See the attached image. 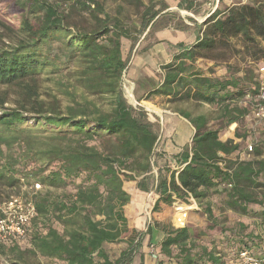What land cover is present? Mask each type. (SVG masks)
I'll return each instance as SVG.
<instances>
[{"label": "trees", "instance_id": "16d2710c", "mask_svg": "<svg viewBox=\"0 0 264 264\" xmlns=\"http://www.w3.org/2000/svg\"><path fill=\"white\" fill-rule=\"evenodd\" d=\"M106 2L0 0L1 8L25 14L16 43L0 48V189L19 194L22 186L41 187L31 194L35 215L26 236L0 244V257L10 264L38 258L133 264L146 238L147 246L155 242L153 264H241L242 251L263 256L264 126L251 153L244 147L250 135L239 130L250 112L245 95L258 91L257 74L227 65V76L217 78L196 63L239 58L264 65V0L216 8L195 24V43L176 45L159 81L143 99L135 97L137 103L164 98L193 129L188 145L161 152L159 120L129 103L122 77L146 29L189 26L172 25L162 1L120 0L113 13ZM127 6L137 25L123 16ZM47 82L67 97L66 106ZM214 122L236 124L233 139L221 141ZM154 167L163 170L156 177ZM214 196L221 198L218 208ZM142 197L149 222L138 205ZM173 197L199 209L206 226L171 223ZM227 211L253 226L228 225ZM106 244L125 249L110 261Z\"/></svg>", "mask_w": 264, "mask_h": 264}, {"label": "rangeland", "instance_id": "374dc122", "mask_svg": "<svg viewBox=\"0 0 264 264\" xmlns=\"http://www.w3.org/2000/svg\"><path fill=\"white\" fill-rule=\"evenodd\" d=\"M144 1H146V3H144V4L147 5L148 1L147 0H144ZM155 1H159V0H155ZM239 1H237V0L226 1L225 0L224 1L225 3L224 2L222 3L219 0L217 8L219 7V8L223 9L227 5H230L231 3H237ZM106 3H107V9H108L109 13H113L114 8H116L118 5L122 4L120 2V0H107ZM213 9H214V7H213ZM167 12H169L171 15H174L175 17L178 16L177 18L180 20L186 19L185 12L182 11L178 7H175V6L171 7V8H169V11H167ZM123 14H124L123 15L124 17L127 16L129 18V19H127V21H133L134 24H136V25L139 23V18L137 15H135L133 7H128V6L124 7V13ZM24 17H25V14H14L9 9L7 10L4 7H2V8L0 7V48L1 47L5 48V47H8L9 45H13L16 43V41H17L16 39L19 36V33H18L19 25L21 23V20ZM26 17L28 18V16H26ZM197 20H198V22H200L201 18H197ZM187 33H188L187 31H184V35H187ZM150 35H151V33L149 34V36H146L145 34H143L139 40V43L144 44L149 39ZM161 44L165 47L166 51L169 50V48H170L169 44H167V43H161ZM132 57H135V59L138 60V63L133 62V64L130 65L127 74H125V77H123L124 81L131 79L132 76H134L135 71H141L142 68H146L150 73H152V75L150 74V77H151V79H154L156 83L159 81L156 74H154L155 76L153 77V71L157 67V65L163 61V54H161L157 51H151V48H148L144 51H143V49H141V51H139V47H138L135 51L133 50V52L131 54V59H132ZM227 65L237 67L240 70L241 69H249L254 74H257L256 65L254 63L250 62L248 59L243 61L242 59H239V58H231L227 64L217 63L215 65H213L212 62L198 61L196 63V66L198 68H202L207 74H208V72H210L211 76H214L217 78H223V77L227 76ZM139 75L141 77L142 74L139 72ZM257 79H258V75H257ZM137 80H138V78H137ZM140 80H142L143 86L152 87V85L149 82L143 81V78H141ZM130 83L139 85L136 82H130ZM130 83L125 84L126 88H131L132 95L134 96V99H135V97L140 98L142 95V92L141 91L135 92L134 90H135L136 86L134 87ZM46 86H48V88H51L53 90V92L58 96L59 100L62 103V106H66L68 104L67 97L61 95L60 93H56L53 85L50 82H47ZM124 94H126V92H124ZM128 99H129V103L134 106L133 102H131V99L129 97H128ZM140 104L149 110H152L150 108V106H152L154 109L157 110V111L153 110L157 115L149 113L147 111L146 112L151 116H155L159 120L160 134H159V142L157 144V150L160 152L163 150H166V146L170 147L172 144L171 142H168L169 141L168 139H170V138L172 139V138H176V137L174 135V132L169 134L168 132H166L164 130V124L166 122V119L168 120V118H170V117L171 118H177V116L175 117V116L171 115L172 112H170V110L168 109V105H166V101L163 98H159V99L157 98L156 99L155 97H152L150 101H142V102H140ZM205 108H207V107H205ZM143 110H144V108H143ZM160 116L162 118V123H160ZM164 117H166V118H164ZM28 124L32 125V123H28ZM187 124L188 123H186L187 132H188L189 126ZM211 127L213 129H217L219 131V134H218L219 137H220V134H222L223 132H225L229 129V127H227V128L223 127L222 124L219 122L212 123ZM260 127H261V125L255 123V121L253 119H251V116L249 114L244 119L243 124L241 125L239 130H240V132L247 131L251 137L250 142H248L246 145H244L245 151H246V146L248 144H252V145L257 144V140H259V138H260ZM189 132H191V131H189ZM172 140L175 142H178L177 139H172ZM187 140H188V138L184 139V142H183L184 144L182 143L184 146L188 145L190 143ZM167 151L169 152L170 150H167ZM161 162L162 161L157 162L158 167H162ZM157 170L163 171L161 168L159 169V168L154 167L152 172H153L155 177L157 176V173H156ZM67 190H72V187H69ZM0 193H3L2 195L0 194V199L2 198L0 200V205L3 202H5L9 198V196L15 194L14 191H7L4 189H0ZM19 193L21 194V193H23V191L20 189ZM147 200L148 199L145 197L140 198L138 205H139V208L143 212V217L145 218V220H147L149 222V221H151V218H150V214H149V210H148V201ZM221 202H222L221 198H219L217 196H214L211 199V203L215 208H218L221 205ZM195 213H197V216H195V221L193 223H190V220H189L187 222V225L190 227H193L195 229L204 228L206 226V222H205L204 217L201 215L199 209L196 210ZM167 216H168V220L172 223L174 214H173V210L171 207H169L167 210ZM222 216H225L228 225H230L234 222L241 221V222H245V223L253 226V223L251 221L248 222V220L240 218L236 214H233L229 211L223 213ZM135 226L138 227V223L136 221H135ZM252 228L254 230L256 229L255 226ZM154 240H155V238H154ZM147 243H148V241L146 238L144 240V243L142 245V248H141L139 254H137L136 257L134 258L133 264H138L139 262H143L145 258L147 259V261H149V263L147 262V264H153L155 262V260L157 259V251H156V249L152 248L155 245V242L151 241L152 245H149V246H147ZM20 246L22 248H25L24 244H21ZM103 248H104V251L107 254L109 260L114 261L118 257L119 253L125 249V245L124 244H106V245H104ZM0 264H10V263H9L8 259L0 257ZM29 264H58V263L51 261L49 259L38 258L36 260L30 259Z\"/></svg>", "mask_w": 264, "mask_h": 264}, {"label": "crops", "instance_id": "0c3cea01", "mask_svg": "<svg viewBox=\"0 0 264 264\" xmlns=\"http://www.w3.org/2000/svg\"><path fill=\"white\" fill-rule=\"evenodd\" d=\"M147 1H149V0H147ZM159 1H162L167 5V7H168L167 11H169V8L174 7V6L180 8L182 11H184L185 15H186V19H183V20L178 19L177 18L178 16L175 17L174 15H171L167 11H165L163 13H167L168 15L173 16L174 21H172V23H171L172 25H174L175 22L178 20V21H183V23L188 25L189 28H188V30H186L188 32L187 35H184V31L182 32V31L175 30L174 27H169L168 29H163V30L162 29L161 30H154L153 32H149L150 30L148 28L144 31L143 34L148 35L149 33H151V35H150L149 39L144 44L138 43L136 45V47L134 48V51L138 47H139V51H141V49H143V51H144L148 48H151V51H157V52L163 54V61L160 62L153 71V77L155 76L154 74H156V76L158 77V80L161 78L160 66L171 61L173 54L176 52L175 46L178 44H183L184 46H191L192 44L195 43L196 36H197L196 30H195V24H200L202 21H204L207 18V16L210 13L213 12L212 9L214 7L216 0H159ZM243 1H246V0H242V2ZM142 2L146 3V1H144V0H142ZM185 8H187L188 10H185ZM197 18H201V21L198 22ZM161 43L169 44L170 45L169 50L166 51L165 47ZM133 62L138 63V60L135 59V57H132V59L130 60V62L127 66V69L124 72L123 77H125V74H127L129 67H130V65L133 64ZM139 72L142 74L141 77L139 75ZM150 74L152 75V73H150L146 68H142L141 71H135L134 76H132L131 79L126 80L127 82L129 81L128 83L136 82L137 84H139V85H136V84L130 83L134 87L136 86L135 90L133 89L135 92L136 91L142 92V95L139 99H143L146 96L145 91H149L152 88V87L143 86L142 80H140L141 78H143V81L149 82L152 86L156 83L154 79H151ZM137 78H138V80H137ZM133 98H134V96H133ZM155 98L159 99L162 97H155ZM142 101L143 100H141L140 102H142ZM171 115L175 116V117L177 116L174 113H172ZM164 118H166V117H164ZM186 123H188V122L179 116H177V118H171L170 117V118H168V120L166 119V122L164 124V130L166 132H168L169 134L174 132V135L176 138H172V139L178 140V142H175L171 138H170L171 140L168 139L169 140L168 142H171L172 143L171 145L175 149H179V148L184 146L183 142H184L185 138H188L187 141L190 142V140L193 136L192 127L188 123L187 125L189 126V131H191V132H189V131L187 132ZM235 128H236V124L231 125L227 131L220 134L219 139L223 142L228 140V139H233V133H234ZM234 142H237V140H235ZM195 216H197V213H195V211H193V210L190 211L188 214L187 222L190 220V223H193L195 221ZM147 262L149 263V261H147V259L145 258L142 263L147 264ZM140 263L141 262H139L138 264H140Z\"/></svg>", "mask_w": 264, "mask_h": 264}, {"label": "built area", "instance_id": "2783aa9c", "mask_svg": "<svg viewBox=\"0 0 264 264\" xmlns=\"http://www.w3.org/2000/svg\"><path fill=\"white\" fill-rule=\"evenodd\" d=\"M258 75V91L256 95L250 93L245 95L244 101L249 104V115L255 123L264 126V65L256 69ZM127 81L122 77V91L129 97L132 94L131 88H126ZM254 145L246 146V153L253 151ZM223 188L229 189L231 185L223 184ZM39 184L32 186H22L23 193L10 196L0 205V244H7L12 238L23 239L29 228L30 221L35 215L34 206L31 200V194L40 190ZM195 206V205H194ZM173 210V221L177 226H183L187 223L188 214L192 211V206L181 202L173 197L171 206ZM241 264H264V255L254 257L248 251H242L239 254Z\"/></svg>", "mask_w": 264, "mask_h": 264}, {"label": "water", "instance_id": "95a60500", "mask_svg": "<svg viewBox=\"0 0 264 264\" xmlns=\"http://www.w3.org/2000/svg\"><path fill=\"white\" fill-rule=\"evenodd\" d=\"M218 2H219V0H216V1H215L214 9H213L212 11H214V10L217 8V6H218ZM129 98H130L131 101L133 102L134 106L139 105L140 107L144 108L145 111L157 115L153 110H149V109H147L146 107L142 106L140 103H137V102L134 100L132 94L129 95ZM160 123H162V118H161V116H160ZM158 142H159V138H158V141H157V143H156V146H157Z\"/></svg>", "mask_w": 264, "mask_h": 264}]
</instances>
